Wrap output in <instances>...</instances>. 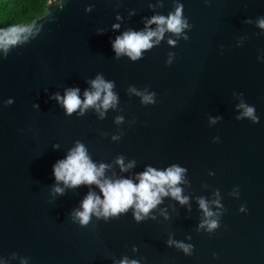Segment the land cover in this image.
<instances>
[{
  "label": "water",
  "instance_id": "obj_1",
  "mask_svg": "<svg viewBox=\"0 0 264 264\" xmlns=\"http://www.w3.org/2000/svg\"><path fill=\"white\" fill-rule=\"evenodd\" d=\"M177 2L190 28L179 37L165 32L137 61L116 57L117 36L142 31L145 19L167 16ZM52 3L34 38L7 58L0 50L2 264H114L125 256L140 264H264V29L256 25L264 0H64L62 9ZM97 75L114 82L116 107L103 118L95 108L66 115L55 94L79 88L83 100ZM130 87L155 93L154 102L143 104ZM242 102L255 107L258 123L236 119ZM77 141L93 163L108 165V179L138 183L147 167L185 168L178 186L188 203L166 196L140 222L129 209L81 227L74 211L90 191L102 193L96 185L65 188L53 175ZM121 156L125 166L135 162L126 172L116 163ZM199 198L219 214L213 232L199 228ZM169 239L192 245V254Z\"/></svg>",
  "mask_w": 264,
  "mask_h": 264
},
{
  "label": "clouds",
  "instance_id": "obj_2",
  "mask_svg": "<svg viewBox=\"0 0 264 264\" xmlns=\"http://www.w3.org/2000/svg\"><path fill=\"white\" fill-rule=\"evenodd\" d=\"M62 9L64 0H56L52 3ZM151 7V5H150ZM85 11H91L86 8ZM51 15L50 7L46 9V14L42 18L34 21L14 23L8 27H0V50L3 51L4 57L7 58L9 50L19 44L28 42L29 38H34L41 30L43 25L37 26L38 22ZM117 19H120L118 16ZM250 23L251 21H246ZM4 23V16L0 14V24ZM156 25L152 29L151 25ZM257 27L264 29V17L257 18ZM119 24H114L113 29H119ZM190 28L188 20L183 16V4L177 2L174 12H170L167 16L154 15L150 19H145V27L142 31H125L122 35L117 36L112 43V49L116 53V57L126 55L132 61L142 58L144 51L150 50L155 44H159L163 39L165 32H169L179 37L185 29ZM187 40L188 37L184 36ZM170 45H175V41L168 40ZM171 61L169 60V63ZM92 90L84 91V99L80 98L79 88H68L63 96L59 93L54 98L65 110V114L71 116L79 110V114L83 115L89 108H95L99 112L101 118L104 112L109 108H115L118 103V96L113 92L114 82L106 81L101 75H97L94 80L89 81ZM129 92L135 93L141 97L143 104H151L154 102L155 93L144 94L137 92L135 88L130 87ZM11 104L12 101H7ZM238 108L243 109L241 116L236 117L240 120L244 117L249 118L253 123L259 122L256 116L254 106L240 103ZM103 109V111H101ZM123 122V117L118 116L116 123ZM215 122V121H213ZM114 140L119 139L118 136L113 137ZM58 148L59 145H54ZM116 163L120 165L121 171H128L134 166V161L127 166L124 164V158L118 157ZM108 168L106 164L93 163L84 144L77 141L74 148L70 149L66 158L58 160L53 165V175L57 184L63 183L65 188H75L81 185H96L103 195V199L95 192L90 191L81 202V209L73 213V220L78 221L81 227H86L93 216L97 219L103 218L107 221L109 218H118L120 214L127 213L129 209H133V216L136 222L144 220L151 210L162 202V197L171 196L181 204L188 203V197L182 195V189L178 186L184 182V173L186 169L178 165L167 167L163 171H158L153 167H147L142 173L137 174L138 183H134L131 179L112 180L104 177L105 170ZM55 193L63 195L65 189L59 186L54 187ZM218 195V193H217ZM199 207L203 211L204 219L201 221L199 228L213 232L219 225V220L213 218L218 216L209 209V203L204 198H199ZM217 208L222 207L219 200L212 201ZM244 211V208H241ZM154 219V217H153ZM168 245H175L186 255L192 254L193 246L177 242L169 239ZM133 251H137L133 247ZM16 258V254H12ZM2 264V260H0ZM20 264H28L27 259H21ZM114 264H140L137 259H130L125 256Z\"/></svg>",
  "mask_w": 264,
  "mask_h": 264
},
{
  "label": "trees",
  "instance_id": "obj_3",
  "mask_svg": "<svg viewBox=\"0 0 264 264\" xmlns=\"http://www.w3.org/2000/svg\"><path fill=\"white\" fill-rule=\"evenodd\" d=\"M56 0H0V14L4 23L0 27H8L14 23L33 21L42 16L49 2Z\"/></svg>",
  "mask_w": 264,
  "mask_h": 264
}]
</instances>
